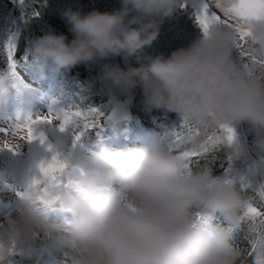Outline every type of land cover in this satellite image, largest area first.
I'll return each mask as SVG.
<instances>
[{
	"label": "clouds",
	"instance_id": "9594fccd",
	"mask_svg": "<svg viewBox=\"0 0 264 264\" xmlns=\"http://www.w3.org/2000/svg\"><path fill=\"white\" fill-rule=\"evenodd\" d=\"M113 12L87 14L68 9L63 17L73 38L46 33L29 54L57 70L80 64L101 67V80L112 100L132 106L137 89L145 110H165L195 127L246 124L252 147L264 153V71L234 56L239 35L233 27L211 23L185 47L138 67L102 63L109 57L137 60L158 38L166 18L183 0H120ZM235 0H224L226 7ZM138 15L139 26L129 18ZM248 50L264 58V19L246 23ZM250 160L249 145L230 143ZM81 171H69L70 186L52 190L56 216L36 200V190L20 199L14 213L0 221V259L14 252L38 257L42 244L70 264H264V243L255 251L237 246L234 228L244 221L249 199L234 182L214 175L211 166L185 167L169 150L167 135L140 147L96 149L65 159ZM252 183L264 177V159L253 164ZM264 183V182H260ZM197 213L202 218H198Z\"/></svg>",
	"mask_w": 264,
	"mask_h": 264
},
{
	"label": "trees",
	"instance_id": "16d2710c",
	"mask_svg": "<svg viewBox=\"0 0 264 264\" xmlns=\"http://www.w3.org/2000/svg\"><path fill=\"white\" fill-rule=\"evenodd\" d=\"M121 8L120 0H0V74L7 70L9 64L7 59V44L11 42L15 47L14 61L22 63L24 61H33L39 59L29 54L33 42L36 38L52 32L56 34H65L69 41L73 38L69 31L63 14L68 9L81 11L87 14L90 11L98 10L100 12H113ZM38 15H33V12ZM195 6L183 0V6L178 8L172 17L166 18L161 25L158 38L146 46L137 60L135 56L128 61L122 56L109 57L102 63L119 65L121 68L139 66L141 63L149 64L157 56L163 54L165 57L180 47L189 45L199 35L201 29L196 23ZM131 27L139 26L138 15L129 18ZM235 55L239 58L238 53ZM32 60H31V59ZM61 76L66 82L68 93L76 92L71 101L72 110L77 108L86 109L88 107L97 108L106 116V102L112 100L105 90L101 80V67L96 64H80L68 70H62ZM74 84L82 86L77 90ZM121 99H124L121 97ZM131 111L140 119L142 127L150 132L158 134L157 139L167 135L168 139H174V132L179 131L182 117L177 113L165 110L144 109L140 90L137 89L135 101L130 106ZM104 120L102 121V124ZM247 128V136L252 144V134ZM97 128L88 129L86 132L93 131ZM74 134V130L70 127ZM204 131L200 129V134L191 143H183L173 151L180 154L181 150L195 148L203 141ZM210 134V133H209ZM264 156V153H260ZM194 160L196 158H193ZM228 164L227 155L224 145H221L214 153L208 154L206 158H200L199 163H193L191 169H197L205 166H211L216 176L223 177L224 171ZM240 187V186H239ZM241 188V187H240ZM254 206H259L264 210L262 204L253 189L244 191ZM239 230L233 231L234 243L244 249L251 250L250 239L254 238L251 231L252 225L249 222H242ZM247 264H252V254L248 256Z\"/></svg>",
	"mask_w": 264,
	"mask_h": 264
},
{
	"label": "snow or ice",
	"instance_id": "6c2138e0",
	"mask_svg": "<svg viewBox=\"0 0 264 264\" xmlns=\"http://www.w3.org/2000/svg\"><path fill=\"white\" fill-rule=\"evenodd\" d=\"M20 2L23 3L24 0H20ZM32 14L38 15L35 11ZM195 19L201 32H206L211 23H223L225 26L233 27L239 35L237 44L239 58L244 62L245 66L258 64L260 70L264 71V58L254 56L248 50V30L246 28V23L249 20L264 19V0H235V3L228 7L225 6L224 0H201ZM6 47L9 72L12 76H15V61L13 58L15 47L11 42ZM54 119L61 120V131L68 127L74 130L73 143L75 144L80 141L81 136L88 129L101 127L102 121L108 119V117H105L104 113L97 108H77L76 110L59 114L50 113L23 127L0 131H3L5 135H16L26 132L22 139L26 141L39 139L43 144L45 137L43 135H34V127L44 122L51 123ZM179 129V131L173 133L174 139H168V147L171 151L177 149L183 143L193 142L200 134V129L183 117ZM204 137L203 141L195 148L180 151L179 155L185 160V167L189 170L194 162L199 163L200 158H206L208 154L214 153L223 144H230L234 139V131L227 126L210 127L204 131ZM5 147H9L10 150L15 148L9 144H6ZM49 150L51 151V148ZM193 158L196 159L194 160ZM68 168V162L62 159L59 154L54 153L50 160L39 165L40 177L33 181L29 186V190L18 195L23 199L25 196L31 195L32 189H35L36 200L43 205L46 213L55 212L58 201L48 197L52 190L70 186V181L67 179ZM228 180L233 182L231 179ZM250 188L257 193L260 202L264 204V183H244L241 185L242 191ZM197 216L202 218L200 213H197ZM244 222H249L252 225L251 231L254 238L250 239V247L252 251H255L258 243H264V210H261L259 206H254L252 202H248L244 209ZM239 229L234 228L232 231ZM49 251L50 249L45 248L41 244L37 249L38 257H29L27 259L22 253L14 252L8 264H44L43 255ZM0 264H4L3 259H0ZM55 264H70V260L66 256L63 261L58 259Z\"/></svg>",
	"mask_w": 264,
	"mask_h": 264
},
{
	"label": "rangeland",
	"instance_id": "374dc122",
	"mask_svg": "<svg viewBox=\"0 0 264 264\" xmlns=\"http://www.w3.org/2000/svg\"><path fill=\"white\" fill-rule=\"evenodd\" d=\"M192 3L196 12L199 11L201 0H187ZM234 56L237 57L234 53ZM37 61L33 63L35 66ZM15 81V82H13ZM16 87L18 93H41L42 97L49 101L50 107L43 109L38 114L31 116L25 121H20L18 124H13L8 122L5 117L0 113V130H13L17 127H23L30 124L32 121H36L42 116H46L50 113L59 114L62 112H67L66 107L67 98L63 96L62 89L55 85L56 90L52 95H45L43 91H39L38 87L28 86L17 80L16 76H12L9 70L5 71L0 75V102L4 100L5 89L8 84ZM108 103V102H107ZM12 122V121H11ZM61 120L54 119L51 123H40L34 127V135L45 137V142L42 144L39 139L26 141L22 139L26 135V132H21L16 135L8 134L5 135L3 131H0V168L2 169H15L16 173H10L6 171V174L0 173V199H3L5 203L11 204L15 209L20 199H22L18 194L23 193L24 185L27 177L28 170L32 171L31 176H29V184L31 185L35 179L40 177L39 165L42 162H46L51 159L54 153L59 154L62 159L74 157L78 153H85L87 146L82 143H73L70 146V154L65 158L62 154V144L63 131L60 129ZM234 131V136L238 140H243L249 145V154L252 157L250 160H246L239 155L235 154L232 150L231 144H223L225 147V152L228 159V164L223 174V178L231 179L237 186L244 183H252V177L250 175V170L258 159H264V156L257 152L249 142L247 136V128L245 124H236L231 126ZM6 144L15 147L10 150L9 147H5ZM17 146V147H16ZM51 148V151L49 150ZM68 171H79V167L68 163ZM25 174V177H24ZM257 182H264V177H257ZM24 183V185H23ZM0 200V204H2ZM3 220V216L0 214V221ZM58 260L57 254L54 250H50L43 255L44 264H55Z\"/></svg>",
	"mask_w": 264,
	"mask_h": 264
},
{
	"label": "bare ground",
	"instance_id": "6f19581e",
	"mask_svg": "<svg viewBox=\"0 0 264 264\" xmlns=\"http://www.w3.org/2000/svg\"><path fill=\"white\" fill-rule=\"evenodd\" d=\"M0 105L1 108H2V114H4L6 117H8L13 124H18L20 122V120L22 119V117L25 116V111L23 109H20L19 107L18 109L17 108H8L4 102H0ZM6 171L10 172V173H16L17 170L15 169H2L0 168V173L1 174H6ZM81 171V170H80ZM18 174V172H17ZM29 190V186L25 187V192ZM2 200V204H0V214L3 216V219L6 215H9V214H12L13 213V210L15 209L11 204H8V203H5L3 201V199H0ZM52 214H56L55 212H52Z\"/></svg>",
	"mask_w": 264,
	"mask_h": 264
},
{
	"label": "water",
	"instance_id": "95a60500",
	"mask_svg": "<svg viewBox=\"0 0 264 264\" xmlns=\"http://www.w3.org/2000/svg\"><path fill=\"white\" fill-rule=\"evenodd\" d=\"M126 105L127 104H125L124 100L114 101L110 112L111 118L115 121L127 119L129 111L126 108Z\"/></svg>",
	"mask_w": 264,
	"mask_h": 264
}]
</instances>
